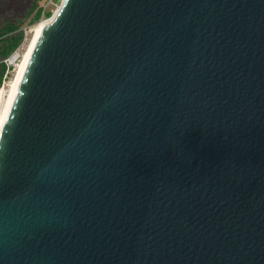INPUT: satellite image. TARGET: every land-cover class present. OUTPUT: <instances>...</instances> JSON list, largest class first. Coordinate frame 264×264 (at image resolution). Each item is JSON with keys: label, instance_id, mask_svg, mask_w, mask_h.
Wrapping results in <instances>:
<instances>
[{"label": "water", "instance_id": "95a60500", "mask_svg": "<svg viewBox=\"0 0 264 264\" xmlns=\"http://www.w3.org/2000/svg\"><path fill=\"white\" fill-rule=\"evenodd\" d=\"M0 264H264V0H63L0 136Z\"/></svg>", "mask_w": 264, "mask_h": 264}, {"label": "bare ground", "instance_id": "6f19581e", "mask_svg": "<svg viewBox=\"0 0 264 264\" xmlns=\"http://www.w3.org/2000/svg\"><path fill=\"white\" fill-rule=\"evenodd\" d=\"M50 23V21H42L38 23L32 30L31 38L28 40V43L25 47L24 55L22 60L20 61L11 82L8 84L7 89L4 85L3 88L0 89V104L3 100V97L6 96V101L2 112H0V136L3 131V128L6 124L18 91L20 89L21 83L23 81L27 65L30 59V56L34 50V46L36 40L41 34L42 30ZM2 109V108H1ZM0 109V110H1Z\"/></svg>", "mask_w": 264, "mask_h": 264}, {"label": "rangeland", "instance_id": "374dc122", "mask_svg": "<svg viewBox=\"0 0 264 264\" xmlns=\"http://www.w3.org/2000/svg\"><path fill=\"white\" fill-rule=\"evenodd\" d=\"M34 3L35 0H0V29L3 28L8 23H14V24L22 23L21 28L26 26H32V28H34L38 23L42 22L41 19L38 21L33 20V16L35 13H31V10L34 6ZM43 3L44 0L39 2L38 8ZM52 9L55 11L56 7H53ZM31 34L32 31L28 35L29 36L28 40L31 38L30 36ZM28 40L26 42V45L28 43ZM13 76H10V78L6 80V83L2 84L0 89L3 88L4 85L6 86L7 89V86L11 82ZM4 100L6 101V96L3 97V100L0 104V109L2 108L0 112H2L4 108L5 105Z\"/></svg>", "mask_w": 264, "mask_h": 264}, {"label": "built area", "instance_id": "2783aa9c", "mask_svg": "<svg viewBox=\"0 0 264 264\" xmlns=\"http://www.w3.org/2000/svg\"><path fill=\"white\" fill-rule=\"evenodd\" d=\"M63 0H44V3L40 5L41 8V20L42 21H50L53 16L59 11ZM56 7L55 11L52 9ZM48 13H53L51 17H48ZM32 26H26L21 28V31L24 34V39L21 44L5 59H3L0 63L4 64L5 71L2 77V84L6 83V80L15 74V71L23 58L26 42L28 40V35L32 31Z\"/></svg>", "mask_w": 264, "mask_h": 264}, {"label": "trees", "instance_id": "16d2710c", "mask_svg": "<svg viewBox=\"0 0 264 264\" xmlns=\"http://www.w3.org/2000/svg\"><path fill=\"white\" fill-rule=\"evenodd\" d=\"M42 0H35L31 13H35L33 16L34 21L41 19V8H38L39 2ZM51 13H48V17ZM22 23L14 24L8 23L0 29V62L9 56L23 41L24 34L21 31ZM5 66L0 63V87L2 86V77L4 75Z\"/></svg>", "mask_w": 264, "mask_h": 264}]
</instances>
